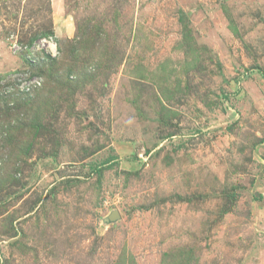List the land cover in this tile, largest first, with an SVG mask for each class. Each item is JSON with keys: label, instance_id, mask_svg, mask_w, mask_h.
<instances>
[{"label": "rangeland", "instance_id": "374dc122", "mask_svg": "<svg viewBox=\"0 0 264 264\" xmlns=\"http://www.w3.org/2000/svg\"><path fill=\"white\" fill-rule=\"evenodd\" d=\"M118 261L264 264V0H0V264Z\"/></svg>", "mask_w": 264, "mask_h": 264}, {"label": "built area", "instance_id": "2783aa9c", "mask_svg": "<svg viewBox=\"0 0 264 264\" xmlns=\"http://www.w3.org/2000/svg\"><path fill=\"white\" fill-rule=\"evenodd\" d=\"M57 45L56 41L52 40L51 37L49 38H42L37 42H34L31 46H27V57L28 58H33L36 53L42 52L49 54L50 57L54 56V53L57 51ZM26 79H24V83L21 85V89H23L25 92H28L32 87L34 88L36 85H40L41 82L34 83L33 81H29L27 77L29 75L27 74Z\"/></svg>", "mask_w": 264, "mask_h": 264}, {"label": "trees", "instance_id": "16d2710c", "mask_svg": "<svg viewBox=\"0 0 264 264\" xmlns=\"http://www.w3.org/2000/svg\"><path fill=\"white\" fill-rule=\"evenodd\" d=\"M50 34H53V32L52 31H50V32H44V33H41V34H39V35H33V36H31L28 40H27V42L26 43H28V44H31L32 42H34L35 40H37L38 38H40V37H42V36H47V35H50ZM48 62H51V61H53V60H47ZM36 74H39V75H43V67L41 66V67H38V68H36ZM20 109V107H18L17 108V110H19ZM16 109H14L13 111L15 112V111H17ZM10 111H12L11 109H8V108H6L5 107V109H3V110H1V114L2 115H4L5 117L9 114V112ZM18 112V111H17ZM14 114V113H13ZM4 124V123H3ZM9 123H7L6 125H4L5 126V132H6V134H11L12 132H13V128H9V125H8ZM8 136H10V135H8ZM111 159H114L113 157L111 158ZM110 162V161H109ZM116 264H123V262L122 261H118V262H116Z\"/></svg>", "mask_w": 264, "mask_h": 264}, {"label": "water", "instance_id": "95a60500", "mask_svg": "<svg viewBox=\"0 0 264 264\" xmlns=\"http://www.w3.org/2000/svg\"><path fill=\"white\" fill-rule=\"evenodd\" d=\"M107 219H108L109 221L113 222V221H115L116 219H118V214H117L116 212L113 211V212H111V213L108 215Z\"/></svg>", "mask_w": 264, "mask_h": 264}, {"label": "clouds", "instance_id": "9594fccd", "mask_svg": "<svg viewBox=\"0 0 264 264\" xmlns=\"http://www.w3.org/2000/svg\"><path fill=\"white\" fill-rule=\"evenodd\" d=\"M39 40H40V39L38 38V39H37V40H35L34 42H37V41H39ZM34 42H32V44H33ZM32 44H31V45H32Z\"/></svg>", "mask_w": 264, "mask_h": 264}]
</instances>
